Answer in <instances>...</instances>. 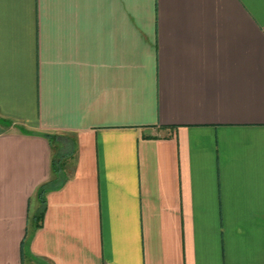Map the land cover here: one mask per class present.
<instances>
[{
    "label": "crops",
    "instance_id": "crops-1",
    "mask_svg": "<svg viewBox=\"0 0 264 264\" xmlns=\"http://www.w3.org/2000/svg\"><path fill=\"white\" fill-rule=\"evenodd\" d=\"M0 264H264V0H0Z\"/></svg>",
    "mask_w": 264,
    "mask_h": 264
},
{
    "label": "trees",
    "instance_id": "trees-1",
    "mask_svg": "<svg viewBox=\"0 0 264 264\" xmlns=\"http://www.w3.org/2000/svg\"><path fill=\"white\" fill-rule=\"evenodd\" d=\"M54 163H55V165H57L56 167H58L59 162H57V160H54Z\"/></svg>",
    "mask_w": 264,
    "mask_h": 264
}]
</instances>
